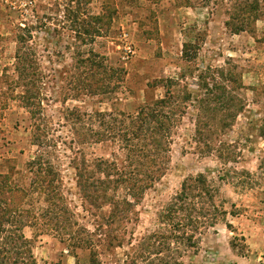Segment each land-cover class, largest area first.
Segmentation results:
<instances>
[{"label": "rangeland", "instance_id": "obj_1", "mask_svg": "<svg viewBox=\"0 0 264 264\" xmlns=\"http://www.w3.org/2000/svg\"><path fill=\"white\" fill-rule=\"evenodd\" d=\"M227 1L110 0L116 9L108 30L81 41L76 29L94 25L91 17L104 11L103 0H0V173H8L12 182L29 191L25 208L38 216V223L24 232L33 240L40 264H68L67 255L76 257L70 264L88 263L89 249L79 247L83 243L79 238L85 237L94 242L100 264H173L180 258L174 236L170 249L158 255L146 245L159 241L146 238L169 233L160 214L184 181L200 173L218 189L215 202L226 214L204 230L198 247L187 248L181 260L264 264V14L251 29L235 33L226 25ZM20 32L31 35L27 42L44 73L38 84L42 108L36 122L21 100L26 88L14 71ZM77 46L98 53L111 68L105 92L92 95L81 89L77 94L78 85L71 79L76 72L72 51ZM208 69H222L227 78L233 77L227 84L244 109L230 118L231 125L220 129L206 149L196 135V118L198 98L205 92L199 74ZM169 79L180 82L172 86L176 101L183 95L182 86L194 97L186 102L174 129L166 173L136 201L126 186L112 185L108 195L121 201L119 207L103 202L102 192L95 191L96 185L101 187L99 178H104L98 159L114 161L122 172L129 167L135 171L136 166H129L128 149L120 137L83 143L74 130L85 124L99 131H107L108 125L123 128L121 120L127 124L128 114L164 97ZM78 111L85 114L83 122L76 118ZM36 127L47 132L42 140L49 144H34ZM40 152L58 172L56 207L33 189L36 173L29 162ZM144 168L138 166V177L144 176ZM124 199L133 203L130 209ZM52 207L57 217L47 213ZM115 210L117 217L111 223ZM47 223L49 228H44ZM62 225L81 234L70 240L57 228ZM101 233L104 239L99 242Z\"/></svg>", "mask_w": 264, "mask_h": 264}, {"label": "trees", "instance_id": "obj_2", "mask_svg": "<svg viewBox=\"0 0 264 264\" xmlns=\"http://www.w3.org/2000/svg\"><path fill=\"white\" fill-rule=\"evenodd\" d=\"M103 1L104 11L91 17L94 25L91 23L83 24V27L76 29V37L81 38V41L103 36L110 27L116 7L110 3V0ZM209 1L211 0H206V2ZM226 14L228 16L226 25L233 32L240 33L249 30L264 14V0H228ZM20 29L23 30L24 28L20 27ZM27 36L30 38L31 35L20 32L16 36L17 48L14 71L19 82L26 88L20 95L21 100L27 108H30L31 117L36 122L37 114L42 108L41 91L38 84L41 82L44 73L38 66V55L34 52L33 47L29 46ZM72 52L76 72L71 75V79H74L78 85L77 94H80L79 90L81 89L92 95L105 92L103 88L107 84V76L110 78L109 70L111 68L104 64L103 58L94 51L80 50V46L74 47ZM212 71L208 69L207 72L203 73L202 71L199 74V85L205 89V92L198 98L199 113L196 118V135L198 141L204 144L206 149L210 148L209 141L218 134L220 129L231 125L230 118L235 117L244 109V103L228 85L233 77L227 78L222 69ZM29 85L30 87H28ZM174 85H180V82L169 79L168 85H164L166 87L164 97L144 103L137 108L135 113L128 114L126 117L129 120L127 124L125 120H121L123 128H120L121 125L117 129L113 125H108L107 131L105 129L99 131L92 127H85V124L82 128L74 130V134L83 143L86 141L100 142L105 136L110 135L114 138L120 137L126 143L124 148L128 149L129 166H136L134 167L135 171L130 170L129 167L128 172H122L114 161L98 159L97 166L104 178H99L101 187L96 185L95 191L102 192L103 202L119 207L121 201L108 195V189L112 185L113 187L126 186L129 195L136 201L145 189L152 187L166 173L170 161L168 153L170 152L174 129L180 120V116L185 112L186 102L194 97L192 90H189L187 86H182L183 95L181 99L176 101V96L172 90ZM231 108L235 111L228 113ZM84 116L83 112L78 111L76 118L83 122ZM32 135L34 144L40 146L45 143L49 144L45 139V142L42 140V138L47 139L48 137L45 130L36 127ZM29 165L31 170L36 173L33 189L44 193L48 201H52L53 206L55 204L53 198L60 193H57L59 187L55 185L58 172L54 170L50 158L45 152H40L29 162ZM138 166L145 167L143 177H138L135 173L139 171ZM111 172L115 173L113 176L116 178H113ZM81 186L84 190L90 189L87 185ZM28 193V189L12 182L8 173H0V264H40L33 250V240L24 232L27 226L38 223V216L25 208ZM217 193L218 189L211 184L205 174L200 173L197 176L187 178L182 184L181 190L172 197L159 216L169 233L149 235L146 239L150 241L154 237V241H159V243L157 245L155 242H148L146 246L153 247V253L158 255L163 250L170 249L169 239L174 236L179 244L177 250H179L180 258L175 260L173 264H184L181 259L186 249L189 247L197 248L204 230L214 227L218 218L226 214V210L215 202ZM122 202L127 209L133 205L128 199H124ZM54 206L56 207V205ZM55 207H52V212L48 210L47 213L57 217L58 211ZM117 213V210L112 213L111 223H114ZM49 226L47 223L44 228H49ZM57 228L64 235L68 234L70 240L81 234L79 229L74 231L66 225ZM91 235L94 236L95 234L92 233ZM102 236L101 233L100 238L97 239L99 242L104 239H101ZM161 238H165L167 241L163 242ZM79 240L81 242L83 240V243L79 242V247H85L90 251V260L85 264H100L92 239L85 237L79 238ZM161 260L164 261L163 258ZM76 264L81 263L78 261ZM165 264L172 263L165 261Z\"/></svg>", "mask_w": 264, "mask_h": 264}, {"label": "crops", "instance_id": "obj_3", "mask_svg": "<svg viewBox=\"0 0 264 264\" xmlns=\"http://www.w3.org/2000/svg\"><path fill=\"white\" fill-rule=\"evenodd\" d=\"M71 258H72L73 260H76V259H75V258H76L75 256L67 255V259H68L67 262H68V264H70L69 260H70Z\"/></svg>", "mask_w": 264, "mask_h": 264}]
</instances>
